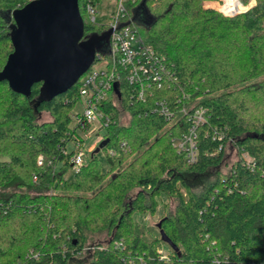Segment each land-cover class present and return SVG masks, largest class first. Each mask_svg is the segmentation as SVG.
<instances>
[{"label": "trees", "instance_id": "1", "mask_svg": "<svg viewBox=\"0 0 264 264\" xmlns=\"http://www.w3.org/2000/svg\"><path fill=\"white\" fill-rule=\"evenodd\" d=\"M30 1L0 0V72L14 50V12ZM89 1L100 0H79L85 36H101L107 27L90 20ZM205 2L142 0L132 11L140 34L174 71L177 84L157 94L179 119L131 102L123 83L130 119H120L110 94L114 121L103 131L110 138L101 148L105 161L94 150L72 179L80 82L42 100L44 82L23 94L0 80V154L7 157L0 160V198L11 201L0 214V264H69L97 231L109 238L98 240L83 264H264V0L233 16ZM183 106L206 110L193 162L173 143L188 127ZM44 111L51 119L40 121ZM229 142L239 159L197 191L188 176L219 168ZM164 196L176 199L172 211ZM162 204L159 229L177 246L168 243L167 258L157 249L162 237L147 240L134 220V213L155 214Z\"/></svg>", "mask_w": 264, "mask_h": 264}, {"label": "built area", "instance_id": "2", "mask_svg": "<svg viewBox=\"0 0 264 264\" xmlns=\"http://www.w3.org/2000/svg\"><path fill=\"white\" fill-rule=\"evenodd\" d=\"M141 1L116 0L111 12V20L106 26L107 30H112L109 50L104 54L98 52L94 61L96 63L98 60H105V65L96 68L93 63L78 80L80 82L78 102H81L83 110L72 115V128L76 140L73 142L75 152L70 161L74 171L81 168L88 156V137L98 134L100 138L97 144H99L105 139L103 131L114 121L112 113L108 111L110 94L114 97V106L119 110L120 119L121 109L129 113L121 101L123 83L128 86L131 102L148 103L152 112L166 116L171 122L179 119V115L172 110L167 100L157 94L177 84L174 71L166 55L143 38L132 18V11ZM207 2L227 16L247 11L256 4V0H249L247 3L243 0H207ZM98 3L99 1H89L85 4V10L93 22H97L95 14L98 12ZM189 110L187 106L181 108L180 114L187 115L188 127L180 136L173 137V143L179 151L185 153L188 161L193 162L198 152L196 127L205 121L206 110L196 109V106H191ZM79 131L86 132L88 137H83ZM216 135L222 137L220 134L216 133ZM121 146H126V143L121 142ZM108 153L114 155L116 151L110 147ZM244 156L250 162L251 159L247 154ZM44 162V156L40 155L38 163L44 164ZM48 164H53L52 159ZM33 180L38 181L39 176L34 175ZM10 206L11 201L7 203L0 198V214L8 213ZM121 244V242L116 243L117 246ZM162 258H167V255H162ZM142 262L146 264L143 260Z\"/></svg>", "mask_w": 264, "mask_h": 264}, {"label": "water", "instance_id": "3", "mask_svg": "<svg viewBox=\"0 0 264 264\" xmlns=\"http://www.w3.org/2000/svg\"><path fill=\"white\" fill-rule=\"evenodd\" d=\"M13 16L14 50L0 80H7L16 92L29 94L37 82H44L42 100L65 92L91 67L98 52L109 50L105 43L110 42L112 30L85 36L79 0H31ZM109 140L103 139L96 151ZM160 233L164 241L177 247L164 229Z\"/></svg>", "mask_w": 264, "mask_h": 264}, {"label": "rangeland", "instance_id": "4", "mask_svg": "<svg viewBox=\"0 0 264 264\" xmlns=\"http://www.w3.org/2000/svg\"><path fill=\"white\" fill-rule=\"evenodd\" d=\"M116 0H100L99 3L97 4V10L98 12L95 14L96 20L98 23L102 24L104 27L107 26L109 21L111 20V12L115 6ZM207 2L204 4L206 5ZM105 65V60H98L96 63H94V67L99 68ZM258 81V80H257ZM255 82V81H253ZM83 107L81 102H78L76 104V107L74 108V112L82 111ZM130 113L125 112L123 109H121V120L123 122L127 121L130 119ZM51 119V116L48 112H43L40 116V121L44 120H49ZM79 134L82 135L83 137H88L86 132L79 131ZM100 136L98 134H92L89 139V144L87 146L88 149V155H91L94 150H96L99 146L97 142L99 141ZM101 142V141H100ZM98 155L102 158L103 161L104 159V151L100 149V151L97 152ZM138 154V153H137ZM137 154H133L130 160L134 156H137ZM7 157L5 155L0 154V160L6 159ZM239 159V153L237 148L229 142L226 146V156L224 162L219 166V168H212L207 172L206 174L203 175H189V181L193 185V187L197 190L200 191L206 184V182L209 179H213L216 177L217 172L221 171L223 174H227L233 163ZM219 170V171H218ZM74 170L71 168L67 172V177L68 179H72L73 177ZM113 173V172H112ZM109 176H111V174ZM137 187L135 186L130 194L135 193L137 191ZM165 201L167 202V211L173 210L176 206V199H169L164 196ZM164 210V205L162 204L159 206L158 211L154 214L151 212H145V213H134V220L135 223L138 225L139 229L142 231L144 237L147 240H153L155 238H160L161 233L160 229L158 227V223L161 220L162 214L165 212ZM166 213V212H165ZM168 213V212H167ZM88 242L86 244V247L84 248L82 254L79 253L76 257H74L69 264H83L85 259L88 258L90 253L94 250L95 246L94 244L99 240L102 242H106L108 240V233L107 231H97V232H89L88 233ZM158 251L162 253V255H167L168 249H170V244L168 242L161 240L158 244L157 247Z\"/></svg>", "mask_w": 264, "mask_h": 264}]
</instances>
